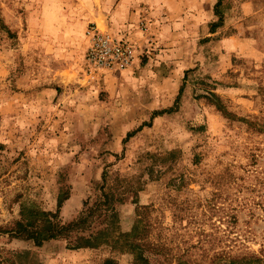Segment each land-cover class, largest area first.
Masks as SVG:
<instances>
[{
	"label": "rangeland",
	"instance_id": "rangeland-1",
	"mask_svg": "<svg viewBox=\"0 0 264 264\" xmlns=\"http://www.w3.org/2000/svg\"><path fill=\"white\" fill-rule=\"evenodd\" d=\"M92 24L135 65L80 76ZM105 172L114 219L41 246L9 232L67 195L77 220ZM107 260L264 264V0H0V264Z\"/></svg>",
	"mask_w": 264,
	"mask_h": 264
},
{
	"label": "trees",
	"instance_id": "trees-1",
	"mask_svg": "<svg viewBox=\"0 0 264 264\" xmlns=\"http://www.w3.org/2000/svg\"><path fill=\"white\" fill-rule=\"evenodd\" d=\"M220 3V2H219ZM174 109L171 108L168 111L171 112ZM107 173L103 174V184L101 186V195L91 205H86L81 213V216L72 222L64 223L59 214V210L63 205V202L69 198V195L59 198L58 210H39L31 209L28 207H22L21 219L18 220L13 227L9 229V232L17 238L32 240L35 245L41 246L44 242L60 237L69 236L73 232H83L88 230L95 221V218H99L103 215H108L109 218H115V202L117 200L113 191L106 189ZM110 220V222H111ZM114 221V220H113ZM113 221L111 224H113ZM110 224V223H109ZM105 230H98L89 235H80L77 237L73 248L82 247H95L98 245L102 237H109L106 232H110L113 227L111 226ZM105 232V234L103 233ZM104 235V236H103ZM106 235V236H105ZM112 243H119L120 238H106V241ZM105 240H102V242ZM133 243V242H127ZM132 246V244H130ZM105 264H113L112 260H107Z\"/></svg>",
	"mask_w": 264,
	"mask_h": 264
},
{
	"label": "built area",
	"instance_id": "built-area-1",
	"mask_svg": "<svg viewBox=\"0 0 264 264\" xmlns=\"http://www.w3.org/2000/svg\"><path fill=\"white\" fill-rule=\"evenodd\" d=\"M87 47L79 75L94 77L100 71H123L133 67L137 60L135 44L128 38L102 30L96 24L87 29Z\"/></svg>",
	"mask_w": 264,
	"mask_h": 264
},
{
	"label": "crops",
	"instance_id": "crops-1",
	"mask_svg": "<svg viewBox=\"0 0 264 264\" xmlns=\"http://www.w3.org/2000/svg\"><path fill=\"white\" fill-rule=\"evenodd\" d=\"M171 25H172V23H171ZM171 25H170V27H172ZM84 51H85V50H84ZM83 56H84V52H83ZM83 56H82V57H83ZM82 62H83V61H82ZM81 65H82V63H81Z\"/></svg>",
	"mask_w": 264,
	"mask_h": 264
}]
</instances>
